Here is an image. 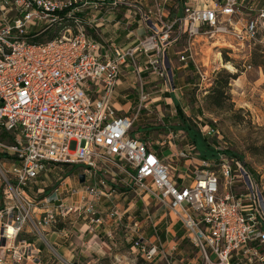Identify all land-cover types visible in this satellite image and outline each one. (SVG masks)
<instances>
[{"label": "built area", "instance_id": "2783aa9c", "mask_svg": "<svg viewBox=\"0 0 264 264\" xmlns=\"http://www.w3.org/2000/svg\"><path fill=\"white\" fill-rule=\"evenodd\" d=\"M116 6L147 28L128 46L88 32L99 9ZM263 31L257 0H0V264H43L40 246L23 232L45 243L47 228L77 224L94 233L105 223L100 198L109 203L107 218L132 236L151 217L130 224L135 217L113 201L127 192L166 209L203 264H264V196L243 161L218 150L204 158L186 143L169 154L182 161L173 175L170 161L130 133L141 104L119 114L109 99L122 64L174 90L167 50L177 43L179 65L192 67L193 85L204 93L219 67L196 58L204 45L222 43L246 56ZM139 98L146 99L141 88ZM179 133L168 129L160 144L170 147ZM133 245L146 262L160 254L173 264L165 247L139 235Z\"/></svg>", "mask_w": 264, "mask_h": 264}, {"label": "rangeland", "instance_id": "374dc122", "mask_svg": "<svg viewBox=\"0 0 264 264\" xmlns=\"http://www.w3.org/2000/svg\"><path fill=\"white\" fill-rule=\"evenodd\" d=\"M257 4L263 6L264 0H257ZM177 7V13H179L180 8ZM175 9L173 8L171 15H174ZM205 46V50L202 53L198 52L196 58L202 59L204 63L205 61L211 62V64L217 63L219 67L217 70H213L212 81L218 78L221 73L227 72L235 75V78L229 79L225 91L221 95L220 105L215 106L202 93V90L198 89L197 85H193L196 81H194L195 73L192 67H180L175 51L181 47V43H177L167 50L172 65V85L175 89L172 90L171 86L165 84L162 79L150 80L149 85L155 86L151 90L156 91L149 95L159 98L156 102L149 104L147 109L139 108L137 120L133 122L130 133L148 143L158 154V150H161V155L165 156L163 160L171 162V165L175 167L172 174L176 175L179 165L177 162H172L174 158L168 157L167 154H170L171 149H167L169 148L167 144L161 145L160 140L168 129L175 131L179 129V135L170 146L173 151L184 147L186 143H191L185 131L178 127L180 121L174 106L177 102L180 112L185 116L186 123L196 128L200 135L211 144L214 151L218 150L229 157L240 158L243 161L252 176L255 177L261 194L264 196V31L257 34L251 51L246 56L237 52L232 53L222 43L213 45L215 47L210 44H205ZM221 46L227 48L225 56L222 54ZM226 64H229L230 68L225 67ZM134 108L129 109L128 113H133ZM207 129H210V132L206 133ZM196 153L198 154L197 150ZM52 183H54L53 178L51 181H47L44 189H49ZM151 209L153 206L148 208L150 214H152ZM164 212L168 221H174L170 215L168 216L166 209ZM143 215L144 213L140 211L135 212L134 222L132 221L130 224L134 225L142 220ZM157 218V216H151L150 222L147 219L144 222L145 225L140 226L139 231H136L132 236L129 234L127 238L122 236L124 227L121 226L118 229V232L121 233V242L117 241L119 243L110 247L111 249L106 253H103L102 250L94 251L86 257L77 251L76 253L72 252L70 259H66L53 249L54 247L52 248L49 239H47V243L40 241L34 232H23L22 236L33 239L40 246L43 251L40 255L43 264H59L57 260L60 258L74 264H85L88 260H90L89 264H112L111 262L116 264H166L160 254H156L150 262L144 261L133 245L142 230L148 232L149 236L150 234L157 236L152 230V227L156 228ZM70 234L72 236L69 241H75L76 235L72 232ZM101 240L105 241L106 237H101ZM142 240L146 244H151L147 238ZM168 258L174 264H203L197 248L191 246L186 237L183 238L182 246L177 250H172Z\"/></svg>", "mask_w": 264, "mask_h": 264}, {"label": "crops", "instance_id": "0c3cea01", "mask_svg": "<svg viewBox=\"0 0 264 264\" xmlns=\"http://www.w3.org/2000/svg\"><path fill=\"white\" fill-rule=\"evenodd\" d=\"M139 1L142 5H144L145 0ZM125 10L126 8L123 6H116L110 11L99 9V12H96V23L90 25L88 28L89 35L94 40L102 42L103 44H108L111 42L114 45L128 46L137 41L138 38L144 36V34L147 32V28L139 21L138 15H134L132 17L130 16L129 19H127ZM90 11L85 9L84 13L87 15L90 13ZM137 61L141 64L143 61L142 56H138ZM120 69L121 70L117 76L115 86L113 87L112 93L109 96L116 113H127L128 110L134 108V106L135 111L139 104H141V107L147 109L149 104L158 100L159 97L155 95H149L156 91L151 90V88L155 87L154 85H149L150 80L156 78L154 75L146 71L138 76L136 72L126 64H122ZM140 88L142 92L146 94L145 100H140L139 98ZM137 117L138 113L134 121L137 120ZM167 149H171L170 154L175 152V150L173 151V148L171 147ZM158 152L162 158H165L164 155H161V150H158ZM167 155L168 157H171L169 154ZM177 164L181 165L182 161H178ZM113 201L116 203V206H118L119 210L124 211L123 216L125 217L126 215L133 216L135 212L139 211L144 213L143 216H145V213L147 212L149 217H158L156 228L152 227L153 232H155L157 236H153L152 234L149 236L148 232L146 233L144 230L146 233L145 234L142 230L139 234L142 239L145 240V238H147L148 242H153L154 244L157 243V245L165 247L169 253H171L172 247H174V250H177V248L182 246L184 237H186L188 240V233L184 230L182 225L176 220L168 221L167 216H165L164 209L151 199L144 197V203H146L144 204L142 201H140V199L133 196L132 193L127 192L120 194L119 196H113ZM96 204L100 215L105 218V223L97 227L94 233L90 234L88 232L82 231L83 227H78L77 224L73 226L69 225V229L67 226L66 229H63L61 232L53 231L50 228L46 229L45 235L47 239L51 241L52 246L60 253L61 256L65 257L66 259H70L71 255L73 254L72 252L76 253L77 251L84 257L94 251L102 250L103 253H106L111 249L110 247H114L116 244L121 242V233L118 232L119 230L117 226L115 227L114 220L112 218H107L105 215L109 203L106 201V199L100 198ZM149 206H153V209H151L152 214L149 213ZM144 222H139V227L145 225ZM123 230L125 233L122 234V236L127 238L128 231L125 229ZM110 231L113 233L111 238H109L106 233ZM70 232L76 235L75 241H69L70 236H72ZM147 235L148 237H146ZM103 236L106 237L105 241L101 240V237ZM89 263L90 260H88L85 264ZM111 263L116 264L115 262ZM24 264H31V262L26 261Z\"/></svg>", "mask_w": 264, "mask_h": 264}, {"label": "trees", "instance_id": "16d2710c", "mask_svg": "<svg viewBox=\"0 0 264 264\" xmlns=\"http://www.w3.org/2000/svg\"><path fill=\"white\" fill-rule=\"evenodd\" d=\"M221 47H222L221 48L222 54L225 56L227 48L224 46ZM230 78H235V75L227 72L221 73L219 77L216 78L214 81H212L211 79V84L206 88L204 94L209 99V101L213 103L215 106L220 105L222 99L221 95H223L225 91V87L227 86ZM174 106L180 121L178 127H180L185 131V133L189 138V141L194 145V147L198 151V154L204 158L213 156L216 150L215 151L213 150L211 144L208 141H206L204 137L200 135L199 131L196 128L186 123L185 116H183L182 113L180 112L177 102L175 103ZM238 159L241 160L240 158Z\"/></svg>", "mask_w": 264, "mask_h": 264}, {"label": "water", "instance_id": "95a60500", "mask_svg": "<svg viewBox=\"0 0 264 264\" xmlns=\"http://www.w3.org/2000/svg\"><path fill=\"white\" fill-rule=\"evenodd\" d=\"M83 179V174H79V180L81 181Z\"/></svg>", "mask_w": 264, "mask_h": 264}, {"label": "bare ground", "instance_id": "6f19581e", "mask_svg": "<svg viewBox=\"0 0 264 264\" xmlns=\"http://www.w3.org/2000/svg\"><path fill=\"white\" fill-rule=\"evenodd\" d=\"M225 67L230 68V65L229 64H226Z\"/></svg>", "mask_w": 264, "mask_h": 264}]
</instances>
